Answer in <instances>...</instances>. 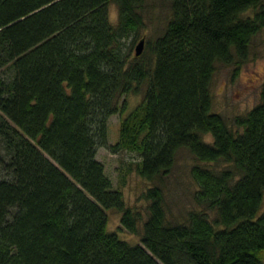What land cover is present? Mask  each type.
<instances>
[{
    "label": "trees",
    "instance_id": "trees-1",
    "mask_svg": "<svg viewBox=\"0 0 264 264\" xmlns=\"http://www.w3.org/2000/svg\"><path fill=\"white\" fill-rule=\"evenodd\" d=\"M159 5L0 0V264H264V83L259 104L232 123L214 112L211 92L218 62L237 71L248 61L264 0ZM165 10L133 56L137 37L127 38ZM129 93L143 100L109 145V117L126 110ZM100 147L137 151L138 173L158 181L145 193L142 231ZM181 148L199 161L191 173L201 208L171 222L162 185ZM113 208L142 244L108 230Z\"/></svg>",
    "mask_w": 264,
    "mask_h": 264
},
{
    "label": "rangeland",
    "instance_id": "rangeland-1",
    "mask_svg": "<svg viewBox=\"0 0 264 264\" xmlns=\"http://www.w3.org/2000/svg\"><path fill=\"white\" fill-rule=\"evenodd\" d=\"M149 1L151 4L158 5L156 13H161L159 3L162 0ZM255 11L253 9L249 10L244 13L243 17H253ZM110 13L113 23L117 24L119 12L115 4L111 6ZM167 15H169V10H165L164 16L160 20H154V23L149 22L146 27H141L137 34H132L127 38L126 44H130L137 37L131 52L133 56L136 55L135 49L140 39L145 38L147 42L148 38L153 36V29L158 25V22L161 25L165 23ZM251 49L248 61L239 66L237 71H234L236 65H227L221 62L216 64V73L214 74L211 90L213 94V110L226 116L230 123L236 117L246 115L248 111L259 104L264 83V29L254 37ZM5 70L0 71L1 76L5 77L7 75L4 72ZM124 98L127 100L126 110L119 111V113L109 117V145L119 142L120 127L123 119L143 100L142 94L133 93H129ZM203 138L205 142H213L214 140L210 133H207ZM97 159L104 164L105 174L110 178L114 189L122 191L125 196L126 205L143 216V221L138 226L140 227V231H142L144 227L143 223L149 216L148 207L150 202L146 198L145 193L149 188L155 187L158 181H149L138 173L137 165L138 161L141 160V155L137 151L131 152L122 149L119 153H114L106 147H100ZM197 163L199 161L194 158L189 149L181 148L177 153L173 172L165 177L163 181L166 215L171 222H183L187 219L190 210H199L201 208L194 200L195 191L199 186L191 173V167ZM205 165L207 167H215L211 163ZM262 212H264V202L261 209ZM106 213L109 217L107 228L110 232H117L121 239L127 240L132 245L142 244L140 234H132L127 229L121 227L122 217L120 212L113 208L106 209ZM209 216L213 221L215 213L209 212Z\"/></svg>",
    "mask_w": 264,
    "mask_h": 264
},
{
    "label": "water",
    "instance_id": "water-1",
    "mask_svg": "<svg viewBox=\"0 0 264 264\" xmlns=\"http://www.w3.org/2000/svg\"><path fill=\"white\" fill-rule=\"evenodd\" d=\"M145 42H146L145 38L140 39V41L138 42V46L135 49V54L137 57L142 55L143 51L145 50L146 47Z\"/></svg>",
    "mask_w": 264,
    "mask_h": 264
}]
</instances>
